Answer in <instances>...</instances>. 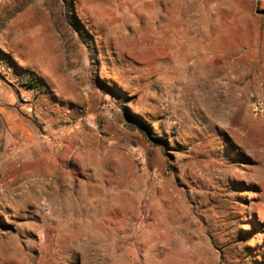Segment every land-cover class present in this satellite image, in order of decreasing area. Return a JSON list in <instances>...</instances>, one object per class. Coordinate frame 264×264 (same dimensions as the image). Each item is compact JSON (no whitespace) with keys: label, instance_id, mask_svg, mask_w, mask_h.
Segmentation results:
<instances>
[{"label":"rangeland","instance_id":"obj_1","mask_svg":"<svg viewBox=\"0 0 264 264\" xmlns=\"http://www.w3.org/2000/svg\"><path fill=\"white\" fill-rule=\"evenodd\" d=\"M13 1L38 148L0 170V264H264V0Z\"/></svg>","mask_w":264,"mask_h":264},{"label":"crops","instance_id":"obj_2","mask_svg":"<svg viewBox=\"0 0 264 264\" xmlns=\"http://www.w3.org/2000/svg\"><path fill=\"white\" fill-rule=\"evenodd\" d=\"M21 5V2L13 1L0 7V42L2 39L4 41L5 35L24 33V28L28 30L32 25L31 19L26 18L28 9L25 8L29 7L23 9ZM20 77L17 73L13 75L15 79ZM15 106V96L0 90V170L4 168L5 162H12L15 158L17 161L21 158L29 160L25 155L33 154L31 148H38L36 130L26 118L27 112L22 107ZM46 123L45 128L50 130L52 121L47 120Z\"/></svg>","mask_w":264,"mask_h":264},{"label":"built area","instance_id":"obj_3","mask_svg":"<svg viewBox=\"0 0 264 264\" xmlns=\"http://www.w3.org/2000/svg\"><path fill=\"white\" fill-rule=\"evenodd\" d=\"M7 70L8 72H9V68L7 69V67H2L1 68V70H0V73H3V74H6L5 72H3L4 70ZM5 70V71H6ZM6 71V72H7ZM30 81H31V79H29ZM34 83V82H33ZM34 85H36V86H40V83L38 82H36V83H34ZM23 89H24V91L25 92H34V93H40V90H38V88H36V87H33V88H31V89H27V88H24L23 86H21ZM19 98H20V100H21V102L22 103H24L25 105H27V106H29V108L31 109V110H33V112H34V115H35V117H38L39 115H41L42 114V110L40 109V108H38L36 105H35V103H34V101L32 100V99H30V97L29 96H27L24 92H20L19 93Z\"/></svg>","mask_w":264,"mask_h":264},{"label":"trees","instance_id":"obj_4","mask_svg":"<svg viewBox=\"0 0 264 264\" xmlns=\"http://www.w3.org/2000/svg\"><path fill=\"white\" fill-rule=\"evenodd\" d=\"M24 79H25L24 80V83L21 85L24 88L31 89L33 87H36V88H38V90H40V93L45 90V86L42 84V81L39 78H37L36 75H34L32 73H29V72H25ZM29 79H31V81ZM33 82L34 83H36V82L38 83L39 82L40 83V86L34 85Z\"/></svg>","mask_w":264,"mask_h":264}]
</instances>
